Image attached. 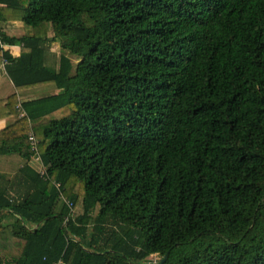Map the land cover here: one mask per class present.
I'll return each mask as SVG.
<instances>
[{
  "label": "trees",
  "instance_id": "16d2710c",
  "mask_svg": "<svg viewBox=\"0 0 264 264\" xmlns=\"http://www.w3.org/2000/svg\"><path fill=\"white\" fill-rule=\"evenodd\" d=\"M0 4L32 30L0 33L15 90H58L0 100V264H264V0Z\"/></svg>",
  "mask_w": 264,
  "mask_h": 264
},
{
  "label": "crops",
  "instance_id": "0c3cea01",
  "mask_svg": "<svg viewBox=\"0 0 264 264\" xmlns=\"http://www.w3.org/2000/svg\"><path fill=\"white\" fill-rule=\"evenodd\" d=\"M0 9H6L4 4H0ZM0 33L7 37L11 38H21L24 36H30V32L26 29V27L21 22H5L0 16ZM41 36L44 39L43 45L45 48V54H44V63L45 66L54 70H58L59 68V58L61 55L67 56L73 66V69L75 67V62L73 60L74 57H70L67 54H63V52L60 50L59 44L55 41H53V35L50 27L46 24L41 25ZM4 51L8 52L13 58H18L21 52V46H8L5 45ZM43 89H48L46 92H40ZM12 94H17L19 103H24L27 101L32 100H38L45 97H50L53 95L58 94V90L52 86H43V87H37L33 89L23 90V91H16L12 82L6 75L5 69L0 67V100H4L8 98ZM20 106V104H19ZM22 114L20 113L19 117ZM17 117H10L7 119H4L0 121V130H3L5 127L12 124ZM12 156V155H11ZM0 157H8V156H0ZM19 158V157H18ZM20 159V158H19ZM18 159V160H19ZM10 160H12L11 157L2 159L0 158V174H3L10 177V172L4 171L1 167L2 165L7 166L10 165ZM17 160V162H18ZM29 165L34 169L38 170L39 167L33 163H29ZM23 166V162L20 159L19 163V169Z\"/></svg>",
  "mask_w": 264,
  "mask_h": 264
},
{
  "label": "rangeland",
  "instance_id": "374dc122",
  "mask_svg": "<svg viewBox=\"0 0 264 264\" xmlns=\"http://www.w3.org/2000/svg\"><path fill=\"white\" fill-rule=\"evenodd\" d=\"M46 25V24H45ZM26 29L30 32V34L29 35H32V30L30 29V28H28V27H26ZM73 60H74V62H75V66H76V64L78 63V59H76V58H73ZM46 91H48V89H43V90H41L40 92H46ZM9 157H11L12 158V160H10V165L8 164L7 166H4V165H2V169L4 170V171H8V172H10V177H9V179L12 181V182H14V176L16 175V173L18 172V170H19V163H20V159L18 158V156H16V155H12V156H8V157H0V158H4V159H6V158H9ZM19 159V160H18ZM17 160H18V162H17ZM36 165V164H35ZM1 175H3V174H1ZM4 177H5V175H4ZM7 177V176H6ZM8 178V177H7ZM81 213V209H77L76 211H75V213H74V215H77V214H80ZM5 220L6 221H3L2 223L3 224H11V223H14L16 220L15 219H12V217H6L5 218ZM149 262H151V263H156V262H158L159 260H160V258L158 257V256H156V255H153V256H151V257H149Z\"/></svg>",
  "mask_w": 264,
  "mask_h": 264
},
{
  "label": "built area",
  "instance_id": "2783aa9c",
  "mask_svg": "<svg viewBox=\"0 0 264 264\" xmlns=\"http://www.w3.org/2000/svg\"><path fill=\"white\" fill-rule=\"evenodd\" d=\"M5 47V44H3L1 41H0V50L4 51ZM7 64L6 61H3L2 63V68L5 67V65ZM28 140H29V143H30V146L34 152V154L31 156L30 158V162L33 163V164H36L39 169L37 170L38 173L41 175V176H44L45 175V167L42 165V162H41V159L39 157V155L37 154V151H36V145H37V141L35 140L34 138V135L31 133H29L28 135ZM56 188H59V185H55ZM61 196V195H60ZM61 202H63L64 204H66L67 208L71 211H73V208H72V205L70 202H68L67 200L63 199L62 196H61ZM55 264H64V262L62 260H59L57 263Z\"/></svg>",
  "mask_w": 264,
  "mask_h": 264
},
{
  "label": "water",
  "instance_id": "95a60500",
  "mask_svg": "<svg viewBox=\"0 0 264 264\" xmlns=\"http://www.w3.org/2000/svg\"><path fill=\"white\" fill-rule=\"evenodd\" d=\"M167 256L164 257V259H162L161 261H159L158 263H152V264H162L164 263V261L166 260Z\"/></svg>",
  "mask_w": 264,
  "mask_h": 264
}]
</instances>
